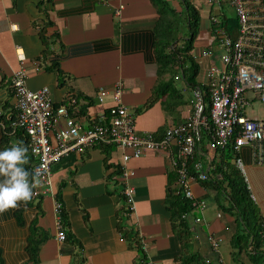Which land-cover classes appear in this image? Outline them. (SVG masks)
Wrapping results in <instances>:
<instances>
[{"label": "crops", "instance_id": "crops-1", "mask_svg": "<svg viewBox=\"0 0 264 264\" xmlns=\"http://www.w3.org/2000/svg\"><path fill=\"white\" fill-rule=\"evenodd\" d=\"M215 1L191 3L202 10L205 3ZM172 4L179 9L178 0H172ZM158 17L152 0H0V117L5 115L0 120V175L7 179L0 191L11 192L14 164L21 159L16 154V138L4 128L15 110L11 82L20 67L18 52L24 57L27 88H48L54 106H67L70 117L83 129L107 117L117 85L124 88L122 100L133 113L139 134L155 133L161 139L168 128L188 119L192 88L186 84L184 70L162 76L159 73L154 33ZM210 22L211 18H201L191 55L213 47ZM47 42H53L48 50ZM209 63L204 59L203 66L199 65L197 82L205 79L203 71ZM167 82L166 91L158 87ZM101 89L109 93L103 102L98 99ZM64 125L61 118L59 126ZM130 153L129 149L96 144L62 158L52 166L51 192L42 198L27 199L22 206L26 208V225L16 229V234H10L12 222L3 219L1 207L0 231L4 234L0 244L6 263L11 262L10 252L20 256L16 264L29 259L25 248L30 226L35 222L36 238L42 242L38 264H137L139 252L123 239L120 230L125 217L123 223L136 233L148 264H177L180 245L168 196L169 191L177 189L171 155L153 151L125 163L123 156ZM215 153L210 151L201 160L207 172ZM239 157L251 198L264 221V165L255 163L250 147L243 148ZM124 166L134 173L131 183L136 188V210L130 219L124 214L120 180ZM192 190L197 200L206 203L204 211L193 208L188 214L193 251L207 263L251 264L244 252L234 256L232 240L240 224L233 214L218 206L228 201L217 199L212 188L198 182L192 183ZM56 202L61 204L59 213ZM62 212L68 218V226L62 224L67 234L64 242L57 239ZM195 218L202 221L195 223ZM210 237L219 242L218 249L213 248ZM10 241L18 244L15 250L8 247Z\"/></svg>", "mask_w": 264, "mask_h": 264}, {"label": "built area", "instance_id": "built-area-1", "mask_svg": "<svg viewBox=\"0 0 264 264\" xmlns=\"http://www.w3.org/2000/svg\"><path fill=\"white\" fill-rule=\"evenodd\" d=\"M228 2L238 19L237 34L233 37L223 28L212 30L213 47L194 55L200 67L204 59L211 63L202 70L205 79H201L200 86L192 89V112L184 123L168 128L161 139H157L155 133L137 132L133 113L123 103L124 88L121 85L112 92L114 104L107 117L83 129L70 117L67 106H54L48 88L37 91L27 88L24 57L18 52L20 67L11 82L16 119L11 126L14 132L19 129L25 132L29 150L36 160L31 176L22 180V186L31 189L33 197L48 195L52 166L71 152H81L96 144L129 149L131 153L123 156L125 163L148 152L165 151L171 155V164L176 171V195L188 199L194 209L204 211L206 203L196 199L192 183L208 180L207 171L201 162L195 164L197 175L192 174L189 167V160L201 145L203 132L210 137L208 152L230 146L234 153L233 163L241 172H244V165L239 152L245 147L252 149L255 163L264 165V118L247 116V108L253 104L247 98L248 92H254L255 98L264 103V0ZM108 94L101 89L99 102H103ZM71 102L74 104L75 100ZM61 118L65 120L63 127L59 126ZM133 176L127 167L122 168L120 180L124 214L128 219L136 210ZM55 209L59 213L61 204L56 202ZM182 218L187 220L188 214ZM201 221V218H195V223ZM66 238L59 221L57 239L64 242ZM210 241L213 248L218 249L219 242L215 237H210Z\"/></svg>", "mask_w": 264, "mask_h": 264}, {"label": "trees", "instance_id": "trees-1", "mask_svg": "<svg viewBox=\"0 0 264 264\" xmlns=\"http://www.w3.org/2000/svg\"><path fill=\"white\" fill-rule=\"evenodd\" d=\"M228 1V0H226ZM225 1H221L220 4ZM152 3L157 8L158 21L154 33L156 38L155 43V58L159 65V73L165 74L177 69L184 70L186 84L190 88L200 86L196 81L200 67L196 63L195 58L191 55L194 48V42L198 36L201 26V11L191 3V0H178L179 9L172 4V0H152ZM214 20H217L215 22ZM211 30L223 28L233 37L236 36L238 30V19L227 16L225 13H220L219 16L211 17ZM185 26L188 30V35L179 34V28ZM57 38L54 36V39ZM55 42V41H54ZM47 50L50 49L52 43H48ZM48 52V51H47ZM54 51L51 50V53ZM188 62L191 66L188 67ZM165 84H158V87H165ZM5 118V115L0 117V120ZM16 119V110L11 111L9 120L4 124L7 129V134L16 138L18 154L21 159L14 164L15 172H13L14 182L10 193L0 191V208H4L3 219L11 221L10 234L18 233L16 229H20L26 225L25 202L27 199L34 198L31 189H26L22 186V180L28 178L32 174V169L36 164V160L31 154L28 147V137L23 130H16L11 126V123ZM210 142L209 134L203 132L201 145L194 156L189 160V167L192 174L197 175L195 164L201 162L206 154H208V143ZM101 145V144H100ZM234 153L229 146L226 149H218L215 157L210 162V170L207 172L208 180L200 181V184L205 188H212L216 192L217 199H225L229 204L218 203L222 211L233 214L236 221L240 224L239 231L234 235L232 245L234 256L237 258L242 252L248 255L251 264H264V221L261 214L251 198L250 190L244 179L242 172L233 163ZM6 177V175H4ZM0 179V186L7 179ZM20 190V194L18 191ZM169 199L172 200L170 209L172 210L173 229L180 245L179 254L176 256L177 264H212L207 263L201 256L193 251L191 241L192 232L187 224V220L183 219L184 214L192 212L193 207L188 199L176 195V192L169 191ZM59 197L60 194L58 193ZM42 198L43 196H38ZM36 197V198H38ZM15 222H13V221ZM62 224L68 226V218L65 212L61 214ZM120 230L122 237L130 247L135 248L139 252V261L137 264H148L146 262L145 253L142 251L136 233L129 229L123 223L125 217H122ZM1 222V220H0ZM10 222V223H11ZM37 223L33 222L30 228V238L25 248V252L29 259L24 263L38 264V253L41 241L36 238L38 231ZM18 226V227H17ZM3 231H0V240ZM13 244V245H12ZM17 243H10L8 246L12 249L17 247ZM14 247V250L16 249ZM20 256L14 253V257L9 260H14L18 263ZM0 264H7L4 257L3 247L0 244Z\"/></svg>", "mask_w": 264, "mask_h": 264}, {"label": "rangeland", "instance_id": "rangeland-1", "mask_svg": "<svg viewBox=\"0 0 264 264\" xmlns=\"http://www.w3.org/2000/svg\"><path fill=\"white\" fill-rule=\"evenodd\" d=\"M200 11H201V16L203 18H206V19H210L211 17L219 16L220 13H225L227 16H230L233 18L236 17V13L233 10V8L229 5L228 1L223 2L222 5L220 3H214V4H212L210 2L205 3L204 7H202V10H200ZM179 34L181 37H182V35H188L187 28L182 25L179 28ZM195 44H196V42H194V46H195ZM190 66H191V63L188 62V67H190ZM247 98H249L250 100L253 101L252 107L247 108V116L249 118L263 119L264 118V103L261 100L255 98L254 92H248ZM210 199H212V197ZM10 243H13V241H10ZM14 247H16V246H13L11 250H14ZM8 255L10 258L14 257L13 252L8 253ZM10 264H16V262H14V260H11Z\"/></svg>", "mask_w": 264, "mask_h": 264}]
</instances>
